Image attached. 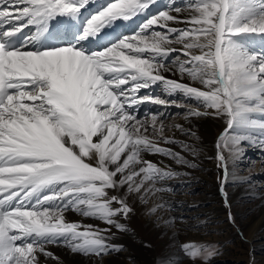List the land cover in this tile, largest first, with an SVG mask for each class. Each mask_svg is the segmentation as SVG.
I'll return each mask as SVG.
<instances>
[{
	"label": "snow or ice",
	"instance_id": "1",
	"mask_svg": "<svg viewBox=\"0 0 264 264\" xmlns=\"http://www.w3.org/2000/svg\"><path fill=\"white\" fill-rule=\"evenodd\" d=\"M91 2L0 0V264H40L36 253L48 257L52 253L37 238L50 235H70L73 252L102 257L120 250L102 234L108 229L67 223L64 212L72 206L124 230L114 217L126 218L132 209L126 199L107 190L118 191L128 184L130 192L139 193L148 182L144 195L163 190L155 187V178L171 174L140 158L142 147L172 155L147 135L151 131L162 136L163 122L157 128L159 116L137 119L127 109L143 102H164L138 96L141 89L163 82L173 91L202 98L207 109L227 118L228 129L245 114L264 115V59L242 55L232 41L233 36L246 33L264 34V15L243 18L244 0H198L191 5L195 14L190 28H167L168 35L155 31L154 26L166 28L168 21L177 20L163 13L139 34L91 56L72 47L9 50L3 42L30 25H46L57 14L78 13ZM150 2L154 0H114L88 22L85 37L98 34L117 19H131ZM35 37H28V42ZM174 43L183 45L187 58L180 64L181 74L187 73L205 91L161 75L168 68L158 58L175 52L170 47ZM190 114L212 113L193 109ZM228 129L221 136L223 143L217 145L219 166L225 173V143L239 145L238 140L229 139ZM136 164L141 165L139 171H130ZM111 165H116L114 171ZM55 185L62 187L39 195ZM34 197L38 198L33 204ZM185 251L194 264L198 258L207 264L213 255L195 245H187Z\"/></svg>",
	"mask_w": 264,
	"mask_h": 264
},
{
	"label": "bare ground",
	"instance_id": "2",
	"mask_svg": "<svg viewBox=\"0 0 264 264\" xmlns=\"http://www.w3.org/2000/svg\"><path fill=\"white\" fill-rule=\"evenodd\" d=\"M113 2L114 0H96L94 4L91 2L85 7L80 8L78 13L57 14L54 18H51L46 25L36 27L30 25L3 42L8 44L10 40H13L10 50L42 52L72 47L85 55L91 56L117 45L126 38L139 34L146 23L153 18L159 17L163 13H170V15L176 17L177 20L168 21L166 28L154 26L156 28L155 31H161L165 35H168L167 28L178 30L186 27L190 28L191 25L189 20L191 16L195 14L194 8L191 7V5H194L198 0H154V2H150L149 7L141 11L137 16L134 15L128 20L117 19L115 22L111 23V27H104L98 34H90L85 37L88 22ZM244 3L243 18L245 20L258 18L264 15V8L261 7V5L264 4V0H244ZM177 9H180V11L177 12ZM37 32H40L41 35L35 37ZM48 33L49 39L47 37ZM242 35V43L240 44L236 41L238 44L235 43L234 45L237 50L240 51L242 55H257L261 59H264V34L246 33ZM28 37L35 38L29 43L27 40ZM170 47L175 48L176 51L172 52L167 58H158L159 62L164 63L168 68L167 71L161 70V75L167 80H172L205 91L206 89L204 86L198 81L189 78L187 73L182 75L180 72V64L187 59L183 55V45L174 43L170 45ZM160 85L166 86L163 82H157L151 84L149 87L141 89L137 95L140 96L142 93L148 92V90H155L158 86L160 87ZM166 88L167 91L171 93V97H176L177 94L183 95L186 108L182 114V118H180L176 124L174 123V126L168 125L167 130L169 131L167 133L162 134V136L156 133V137L149 136V138L156 141L159 147L170 150L172 155L151 153L147 147H142L140 149V158L142 160L150 161L157 168L163 170V172L171 174L160 175L155 178V187L163 190L155 193L149 192L147 195H144L145 190L150 186V182L146 183L145 188L141 189L139 193L130 192L128 184H124L118 191L114 189L107 190L109 195H117L120 198L126 199V202L132 209L126 218L123 216L114 217L119 224L124 226V230L117 229L113 225H108L97 217L85 216L81 212L73 210L72 206H68L64 212V219L67 223L92 225L94 228L100 230L108 229L109 231L107 233L102 234L108 237V243L118 246L125 244L124 242L131 246V239L123 234L125 230L129 231L135 228L146 243L150 242L149 239L154 233L156 236L154 241L158 246H161L160 248L162 249V245L168 241L169 237L173 236L172 231L170 230L171 232H168L165 224L175 223L178 221V218L183 217L189 218V221L194 225L198 224V222L201 223L205 221V218H203L205 216L202 215H206V219L214 218L212 216L217 212L218 207L216 204L220 201V197L217 196L219 187L218 181H216L215 178L209 179L204 173L211 171L215 172L217 169L216 157L218 147L216 142L218 134L228 128L227 118L215 115L214 109H207L206 102L203 101L202 98H195L185 94L181 90L173 91L167 86ZM147 97L153 96L151 94L147 95ZM149 103L151 102L137 104L136 106L139 105V109L136 110V112L133 110V107L128 108L127 111L131 114L134 113L135 116L139 111H145L144 114H146L147 110L145 107ZM152 104H156L157 107L163 106L164 110H166L164 113L165 115L166 113L168 115V113L173 110V107L169 106V103L166 102L151 103V105ZM170 108H172V110H169ZM193 109L201 113L212 114L197 117L190 114ZM163 126L166 127L165 125ZM229 130V139L233 141L238 140L239 145H232L231 141H229L228 149L230 151L223 154L227 168L226 174L231 176L226 183H228V185L231 183H241L242 185L239 191H233L234 197L232 198L231 204L239 202L242 190L244 189L246 197L257 199L256 201L258 204L263 206L264 147H262V145H264V115L245 114L238 117ZM95 139L96 138H94V140ZM164 139L173 142L164 143ZM237 148L239 150H237ZM125 155H127V153ZM177 156L182 158L184 163L178 162V160L174 158ZM123 158L124 156L122 155L121 159L123 160ZM252 161H254L253 164L255 165V169L243 174L242 171L244 168H239L237 163H240L242 166H247V163H251ZM140 167L141 165L136 164L130 171H139ZM115 168L116 165H111L110 171H114ZM116 179L120 180L121 176L117 175ZM136 179L139 180L140 177ZM61 187V185L49 187L43 190L39 195H47L54 190H59ZM37 198L38 197L33 198V204ZM45 207H53V205H45ZM113 207H118V205L114 204ZM174 207L176 208L173 210L172 208ZM251 212L252 211L245 212V216L253 220L257 215H253ZM260 215V218L249 221L251 224L253 223V230L256 231V235L250 238V243L259 250L264 248V242H258L259 240H264V208ZM152 218L159 219V221L157 220L158 223L149 224L146 222L147 219ZM31 242L32 240H29V243ZM37 242L45 246L44 250L46 252L52 253V256L65 261V263L123 264L120 256L114 251H109L102 257H97L93 254H85L79 251L73 252L70 235H50L37 238ZM36 255L38 259L44 256L39 252L36 253ZM144 259L148 260V257Z\"/></svg>",
	"mask_w": 264,
	"mask_h": 264
},
{
	"label": "rangeland",
	"instance_id": "3",
	"mask_svg": "<svg viewBox=\"0 0 264 264\" xmlns=\"http://www.w3.org/2000/svg\"><path fill=\"white\" fill-rule=\"evenodd\" d=\"M95 2L96 0H93L92 4ZM135 16H137V14ZM108 27H111V24ZM242 36L243 35L232 37L234 45L235 43H242ZM158 87L156 88L157 90H148V92H144L140 96L147 97V95L152 94V98H157L160 101L169 103V106L173 107V110L172 108L169 109L172 110V112H169L168 115L166 113V116L164 114L166 110H164L163 106L157 107L156 104L151 105V103H149L145 107L147 110L146 114H144L145 111H139L136 118L143 119L152 115L159 116L157 120V128H159L158 125L160 126L159 122H163V125L166 126L164 127L162 133L164 134L169 131L167 130L168 125L174 126V123L176 124V122L182 118V114L186 108V102L183 95L177 94L176 97H171V93L167 91L166 86L160 85V87ZM164 93L168 94L165 95ZM138 106L133 107L135 112L139 109ZM148 122L149 121H146V123ZM225 131L226 129L218 134L216 142L217 145L218 143H223L221 141V136L225 133ZM157 133L160 134L159 132ZM147 135L150 137H156V133L153 134L151 131L150 134L148 132ZM227 135L228 137L230 135L229 129ZM228 144L229 141L225 143L222 154L230 151L228 149ZM216 161V171L204 173L209 179L215 178L216 181H218L217 183L219 187L217 196L220 197V201L216 204L218 207L217 212H215L214 216H212L214 218L207 217L209 219H206V215H202L205 216L203 217L205 218V221L201 223L198 222L196 225L189 221V218L187 217H183L184 219L178 218V221L175 223L165 224L168 232L172 231L173 236L169 237L168 241L162 245V249L160 248L161 246H158V244L154 241L156 239L154 233L149 239L150 242L146 243L135 228L129 231L125 230L123 234L131 239V246L124 242V246L120 245L119 251H114L118 256H120L123 264H194L185 251V247L187 245L198 246L202 251L204 249L212 251L213 255L208 258L207 264H264V248L259 250L250 243V238H253L256 235V231L253 230V223L251 224L249 222L254 221L255 218H260L264 205H259L256 201L257 199L255 200L254 198L252 199L246 197L244 189L242 190L239 202L231 204L232 198L234 197L233 191H239V188H242V185L241 183H231L228 185L226 181L229 180L231 176H228L226 174L227 172L225 173L224 167L219 166L220 161L217 157ZM253 163L254 161L247 163V166H242L240 163L237 164L239 168H244L242 173L246 174L250 170L255 169V165ZM175 208L176 207L172 209L174 210ZM249 211H252L251 214L257 215L253 220H250L249 217L245 216V212ZM219 219H222L223 221ZM157 220L159 221L157 218H152L147 219L146 222L149 224H156L158 223ZM251 230L253 231L250 232ZM258 242L261 243L264 242V240H259ZM43 257L38 259L40 260V264H70L65 263L63 260H59L54 256L48 258V256L44 255ZM145 257H148V260L144 259ZM195 264H205V260L198 258Z\"/></svg>",
	"mask_w": 264,
	"mask_h": 264
}]
</instances>
